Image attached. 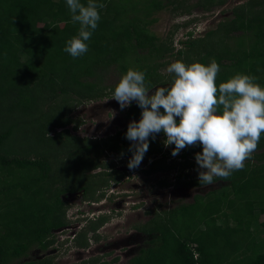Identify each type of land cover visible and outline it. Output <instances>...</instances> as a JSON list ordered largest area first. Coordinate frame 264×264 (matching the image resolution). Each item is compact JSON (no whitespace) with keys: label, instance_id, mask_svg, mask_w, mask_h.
Listing matches in <instances>:
<instances>
[{"label":"trees","instance_id":"trees-1","mask_svg":"<svg viewBox=\"0 0 264 264\" xmlns=\"http://www.w3.org/2000/svg\"><path fill=\"white\" fill-rule=\"evenodd\" d=\"M97 2L106 6L98 9L101 18L86 41L88 51L73 58L63 49L78 35L80 24L72 22L66 0H0V264H54L50 256L19 258L33 245L45 250L54 243L52 230L67 222L61 194L83 189L84 198L99 200L103 193L96 192L120 175L90 172L104 165V151L132 154L128 127L101 139L82 138L66 128L72 122L73 129L78 127L79 121L70 113L79 103L115 89L119 81L104 86L101 73L111 65H121L120 70L127 72L128 58L133 57L131 69L145 72L146 83L165 84L158 68L163 64L160 58L173 51L172 40H160L149 30L154 21L149 16L173 1L142 0V12L130 0ZM225 2L197 0L192 7L208 11ZM81 3L86 5L87 0ZM179 4L174 8L181 12ZM185 10H191L189 5ZM186 34L177 60L207 66L215 59L220 65L217 87L237 73L256 77L255 82L264 87V0L235 5L215 28L199 37L192 38L191 31ZM137 50L145 52L136 54ZM174 76L169 74L166 83L171 85ZM141 111L134 102L127 116ZM150 138L145 154L160 153L161 141ZM190 163L180 164L185 168ZM173 166L160 158L146 172ZM217 180L227 183L225 190L195 194L192 202L157 212L135 225L149 236L128 264H264V219L257 221L258 215H264V134L242 170ZM176 183L200 184L199 179ZM89 218L84 217L85 224L74 239L77 247L86 248L91 239L98 241L101 235L96 230L107 220L105 215ZM255 226L260 233H254ZM98 261L92 257L88 262Z\"/></svg>","mask_w":264,"mask_h":264},{"label":"clouds","instance_id":"clouds-1","mask_svg":"<svg viewBox=\"0 0 264 264\" xmlns=\"http://www.w3.org/2000/svg\"><path fill=\"white\" fill-rule=\"evenodd\" d=\"M66 4L72 22L80 28L63 51L77 58L88 51L86 41L101 18L98 9L106 5L97 0H87L86 5L81 0H66ZM166 71L175 74L172 84L156 87L151 95L153 87L146 83L143 71L128 69L115 86L111 98L121 109L132 101L142 109L141 119L130 122L126 132L133 142L128 168L139 167L149 137L155 139L163 132L165 146L175 145L173 156L186 147L202 145V152L195 155L199 168L205 170L198 173L200 184L211 185L216 177L227 179L233 171L242 170L264 134V87L255 82L256 77L241 73L217 87L220 65L215 59L207 66L177 60Z\"/></svg>","mask_w":264,"mask_h":264},{"label":"rangeland","instance_id":"rangeland-1","mask_svg":"<svg viewBox=\"0 0 264 264\" xmlns=\"http://www.w3.org/2000/svg\"><path fill=\"white\" fill-rule=\"evenodd\" d=\"M130 1L136 6L137 12L143 11L144 8L142 7V3L144 1L142 2V0H137L135 3L134 0ZM172 1L173 2H169L166 7L153 11L149 16V18H154V21L149 25V30L160 40H166L168 42L172 40L171 45L173 46V51L166 52L164 56L160 58V61L163 64H161L158 68V71L163 75V80H165V82H169V73L166 71L167 67L172 62L177 61V50L185 48L181 41L188 38L186 33L191 31L192 38L199 37L206 30L215 28L220 20H222L225 16H228L231 9L235 5L240 4L245 0H226L224 4L214 7L208 11L192 7L197 0ZM178 2L182 7L181 12H179V9L174 8V5H177ZM185 5H189L191 8L189 12H186V10L183 12ZM144 52L145 50H137L136 54H143ZM132 53L133 52H130L129 56H132ZM128 59L130 62L127 61V65L132 68L131 65L134 58L130 57ZM114 66L115 65H111L107 70H104L101 73L99 76L100 84L110 87L118 82L124 74H126V72L120 70V68L122 69L121 65L116 67ZM113 92L114 90H110L108 88L106 89L107 94L104 96L98 99L79 103L70 113L74 121H79L78 127L73 129L72 126L74 125V122H72L66 128L72 134L82 138L101 139L121 128H127L130 122L139 120L142 111L135 117L127 116L130 106L121 109L119 103L115 99L111 98ZM151 93L152 91L150 90L149 94ZM134 102L135 101H132L131 104ZM157 139H161V136L157 137ZM130 142L133 143L132 141ZM151 142L152 140L149 137V144H151ZM167 147H169V145ZM174 147L175 145L172 144V148ZM190 147L191 154L189 153V156H192V153L202 152V150L200 152H194L197 149L200 150L199 146L195 145ZM158 154L159 153H155L157 156ZM121 155H123V153L107 150L102 153L101 161L104 162L110 160L111 156L116 157L118 160L121 158ZM190 162L195 166H192V168L185 167L183 170H178L176 163L173 162L175 166L171 171L166 173L168 181H171L169 183L173 185L168 186L170 188L169 191L165 190L169 193L160 194L155 197L152 196L149 201L144 202V204L139 208H132L133 206L129 203L124 204L121 209H115L113 203L121 199V196L113 197L110 201H104L102 205L103 207H106L105 209H107L109 214L103 213L107 217V220L98 230V233L101 236L97 242H95L94 239H91L92 242L89 244L88 249L83 250L81 249L82 247L75 246L71 237H65L69 234V232H63L62 234L56 233L54 234L55 241L52 244V247H48L45 250H38L39 248L33 245L29 249L26 256H21V258H19L20 261H27L35 258L41 259L45 256H50L54 264H90L88 262L89 259L96 257L99 260L96 264H100L101 262H106L107 264H128L129 259L137 253V249L144 245L145 240L148 239L147 235L145 236L135 231V225L143 224L159 211L161 212L164 209L168 210L180 203L192 202V198L195 194L205 195L208 191L225 190L228 186L226 182L220 180L213 182L211 185L190 184L187 186H181L177 184L176 182L178 180L189 179V181H192L194 179H198L199 171H205L204 169H200L198 167L196 160H190ZM101 170H103V167L99 166L92 169L90 172L94 173ZM181 172L186 173L187 175L185 177H179L178 175H180ZM137 173L140 174V171L136 169L134 173L130 174L131 183L121 185V188L129 190L125 192L127 195L130 194L133 197L134 195H138V193L143 192L145 189L154 191V188L155 190H158L157 188H161L158 184V180L162 179L159 174H156L153 181V179H137ZM109 185H111L113 189L117 187L114 186V183L112 182L109 183ZM148 186L151 188H148ZM96 194H99L98 191ZM63 197H65L66 200L67 215L70 218L75 217L77 219L81 218L80 212L83 211L86 213L88 210L95 212V215L93 214L89 219L97 217L96 214L98 211L96 210L101 207V201L105 199L104 195L99 200H88L84 197L69 198L68 195H63L62 199H64ZM257 217V221L260 222L264 219V215L262 214ZM80 221L85 222L84 218ZM252 223L255 225L258 224L254 220H252ZM253 231L257 234L261 232L260 228L256 226ZM90 234L91 233H89V235ZM62 237H64V239L61 240ZM57 245L59 246L60 251L57 250ZM114 258L117 259L114 260Z\"/></svg>","mask_w":264,"mask_h":264},{"label":"flooded vegetation","instance_id":"flooded-vegetation-1","mask_svg":"<svg viewBox=\"0 0 264 264\" xmlns=\"http://www.w3.org/2000/svg\"><path fill=\"white\" fill-rule=\"evenodd\" d=\"M178 121H179V118L177 117V122ZM124 129L125 128H121L118 131H122ZM116 132L117 131H115L114 133H111L109 135H113ZM160 136H161V139H158V140H160L161 143H164V141L166 140L165 134L163 132L161 134H157L156 138L160 137ZM196 146H200V148H199L200 150L197 149L194 152H200L202 150V145H200L198 143ZM173 149L174 148H172V145H169V147H167V146H165V144H162V149H161V152L158 154V156L155 155V153L151 154V156L145 154L144 157H143L142 162L139 165V167H137L135 169H131V170L128 168L127 165H128L129 160L132 157V154H129V155L123 154V155H121L120 159L122 160V162H119L118 160H120V159L117 160V158L114 157V156H111L110 160L104 161L103 163H104L105 166L101 165V167H103V170L106 171V173H107L105 176H108L109 173H113V174L120 173V175H118V177L116 179H112V178L109 179L108 183L106 185L102 186V188L98 190V193H100V192L103 193V195L105 196L104 197L105 199L101 202V207L98 208V210H96V211H98L97 214H100V215H104L106 213L109 214L107 209H105L106 207H103L102 204H103L104 201H107V200L110 201L113 197L121 196L120 197L121 199H119V200L117 199L118 201H115L113 203V205L115 206V209H121V207L124 206V204H129V203L133 206L132 208H139L140 206H142L144 204V202L149 201L152 196L155 197V196H159L160 194L169 193V192H167L165 190L169 191L170 188L168 186H173V185H171L169 183L171 181H168V176H166L167 175L166 173L168 171H171L174 166L171 167V168L165 169L163 171H161V170L160 171H150L148 173L146 171L149 169L150 164L153 161H155L157 159H160V158L164 159L165 162L168 165H175L174 163H176V166H177L178 170L180 168H184V167L181 166L180 163L186 162L187 160H189V161L190 160H195L196 153H192V156H189V153L191 152V147L190 146L182 149L176 156L172 155ZM192 166H195V165H193V163H190L189 165H186V167H190V168H192ZM136 169L140 171V174L137 173V179H140V178H143L142 180H151V179H153V181H154V179L156 177V174L157 175L159 174L162 179L158 180V184L160 185V182H162V181H165L166 183L164 185H160L161 188H157L158 190H155V188H154V191H149L148 189H145L143 192L138 193V195H134L133 197L130 194L127 195L125 192L129 191V190L121 188V185L122 184L124 185L126 183H131L130 182L131 181L130 174L134 173V171ZM111 182L114 183V186H117V187H115L113 189V187L111 185H109V183H111ZM200 185H203V184H200ZM154 186H155V184H154ZM148 188H151V187L148 186ZM63 195H68L69 198H75V197L81 198V197H83V189H78V190H73V191H66L63 194H61V197ZM63 198H64L63 200L66 202L65 197H63ZM88 202H90V201H88ZM164 210H167V209H164ZM93 214L95 215V212L91 211V210H88V212H86V213L82 211L81 218L91 217ZM97 214H96V216H100V215H97ZM66 215H67V213H66ZM84 224H85V222H82V221L78 220L75 217L74 218H72V217L70 218L68 216L67 217V222L65 224L57 227V228H54L52 230L51 234L54 236V234H56V233L62 234L63 232H69V234L66 235L65 237H71L72 242H74V239L76 238V235H77L78 231L83 227ZM99 229L96 230L97 233H98ZM135 231L138 232L139 234H142V235L146 236V234L140 232L137 229H135ZM147 236H149V235H147ZM62 239H64V237H62L61 240ZM95 242H97V241H95ZM48 247H52V245H50ZM88 247L89 246H87L86 248H81V249L85 250V249H88ZM139 248L137 249V252L139 251ZM38 250H41V249H38ZM57 250L60 251V248H59L58 245H57ZM55 253H57V252H55Z\"/></svg>","mask_w":264,"mask_h":264},{"label":"water","instance_id":"water-1","mask_svg":"<svg viewBox=\"0 0 264 264\" xmlns=\"http://www.w3.org/2000/svg\"><path fill=\"white\" fill-rule=\"evenodd\" d=\"M170 85L169 84H157V85H155V86H153V88L151 89V91H152V93H154L155 92V90H156V87H169Z\"/></svg>","mask_w":264,"mask_h":264},{"label":"built area","instance_id":"built-area-1","mask_svg":"<svg viewBox=\"0 0 264 264\" xmlns=\"http://www.w3.org/2000/svg\"><path fill=\"white\" fill-rule=\"evenodd\" d=\"M194 255L196 256V253Z\"/></svg>","mask_w":264,"mask_h":264}]
</instances>
